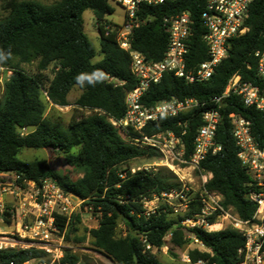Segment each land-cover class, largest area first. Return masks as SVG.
Here are the masks:
<instances>
[{
    "label": "trees",
    "instance_id": "16d2710c",
    "mask_svg": "<svg viewBox=\"0 0 264 264\" xmlns=\"http://www.w3.org/2000/svg\"><path fill=\"white\" fill-rule=\"evenodd\" d=\"M206 1L175 0L158 6H142L138 16L144 22L130 36L131 49L148 61H161L169 42L164 20L186 12L193 21L194 30L189 67L205 61L207 49L202 40L201 14ZM3 9L7 15L0 19V51L10 52L11 56L0 63V68L11 73L4 81L0 101V172H12L38 184L53 178L64 192L85 200V204L100 216L97 228L89 231L92 245L113 264H163L156 256L144 252L140 238L143 236L150 244L161 247L168 233L172 234L169 252L179 260L189 232L212 252H190L193 261L205 259L211 264H237V252L244 244L240 233L231 229L208 233L188 230L180 224L181 220L199 212L200 203L194 202L179 220L171 218L173 210L166 205H160L155 214H144L143 199L179 190L181 183L165 168L132 173L131 167L126 166L130 161H156L160 157L152 149L126 141L108 120L109 117L114 120L124 117L126 94L137 86L130 69V54L120 48L116 28L108 33L105 30L107 25L118 26L106 20L107 15L114 12L110 0H59L51 5L34 0H7ZM87 9L93 11L100 32L101 59L98 61H94L97 50L83 30L82 14ZM246 24L249 31L230 41L227 57L210 80L188 83L166 74L161 82L148 89L142 103L151 106L172 98L198 102L199 106L191 112L151 123L144 130L146 135L172 131L178 136L185 131L182 141L186 158L193 152L202 115L220 110L222 117L216 142L221 150L209 154L201 164L204 172L212 174L206 189L221 194L226 208H234L242 219L249 220L256 206L247 198L250 177L238 157L229 114L236 113L250 121L256 143L263 146L264 113L246 108L235 95L219 104L214 101L222 96L234 74H240L243 81L264 89V79L257 74L254 56L257 50H264V0L252 3ZM34 62L37 64L33 73L21 67ZM50 68L52 77L46 74ZM97 70L104 72L107 79L95 86L77 83V75ZM74 88L80 90L74 105L97 112L88 116L76 115L67 127L48 119L43 95L51 104L67 107L71 105L68 98ZM24 148L59 154L65 161L64 171L52 169L46 160H19L18 155ZM74 174L78 177L74 178ZM80 223V213L73 215L67 227L63 220L58 223L61 232L66 228L67 243L85 241V237L71 239ZM120 224L126 231L124 237H117ZM175 250H179L178 253H174ZM43 256L35 250L3 251L0 252V264ZM79 262L77 254L65 250L62 264Z\"/></svg>",
    "mask_w": 264,
    "mask_h": 264
},
{
    "label": "built area",
    "instance_id": "2783aa9c",
    "mask_svg": "<svg viewBox=\"0 0 264 264\" xmlns=\"http://www.w3.org/2000/svg\"><path fill=\"white\" fill-rule=\"evenodd\" d=\"M171 1L175 0H110L125 10V20L116 27L105 26V30L108 33L116 28L120 48L130 54V69L137 80V86L126 94L124 117L121 120L109 117L108 120L126 141L154 150L160 157L159 165L168 168L181 183L179 190L143 199L141 204L146 216L155 214L160 205H166L177 213L179 209H190L194 202H198L199 212L181 220L183 227L208 233L225 229L236 231L244 239L243 246L237 252V264H264V145L256 143L251 122L236 113L229 114L232 136L239 149L238 157L250 177L247 198L256 206L252 218L244 220L234 208L224 206L221 194L206 189L212 174L201 168L209 154L214 155L221 150L216 142V132L222 117L220 110L207 111L202 115L193 152L186 158L182 141L185 131L178 136L172 131L146 135L144 130L151 123L191 112L199 106L198 102L172 98L151 106L142 103V97L148 89L161 82L166 74H172L188 83L210 80L227 57L230 41L249 31L246 21L255 0L206 1L201 23L207 59L192 68L188 61L194 30L193 21L186 12L164 20L169 42L161 61H148L130 46L132 32L144 22L138 16L142 6H158ZM254 56L257 59V74L264 79V50H257ZM2 69L0 83L11 73ZM4 71L9 72L5 79L2 77ZM109 80L114 81L112 78ZM230 95L237 96L246 108L264 113V89L243 81L240 74H234L229 79L222 96L214 101L219 104ZM143 170L147 169L131 168L132 173ZM193 174L199 176L200 185L197 190L188 185L193 182ZM84 211L94 213L92 207L85 204V200L64 192L53 178H46L38 184L12 172H0V252L35 250L44 254L43 257L9 264H62L66 228L61 232L58 223L63 220L67 227L75 213L81 214ZM171 237L172 234L168 233L161 247L150 244L143 236L140 241L144 252L155 256L159 252L167 254ZM185 239L186 251L181 253L180 264H211L205 259L192 260L190 252L193 251L212 254L193 232H189Z\"/></svg>",
    "mask_w": 264,
    "mask_h": 264
},
{
    "label": "rangeland",
    "instance_id": "374dc122",
    "mask_svg": "<svg viewBox=\"0 0 264 264\" xmlns=\"http://www.w3.org/2000/svg\"><path fill=\"white\" fill-rule=\"evenodd\" d=\"M7 0H0V19L5 17L7 13L3 9V5ZM41 2L46 5H51L59 0H34ZM111 6L114 10L112 14L107 15L106 20L108 22H111L116 25H121L125 20V10L117 3L111 2ZM83 19V30L84 33L88 36L92 44L97 50V55L94 61H98L101 59L100 54V44H99V38H100V32L97 26V20L92 10L87 9L82 14ZM36 62L31 64H23L21 67L28 73L35 72L36 69ZM46 74L49 77H52L51 68L46 72ZM9 75L8 71H4L2 73V77L7 78ZM4 93V81L0 83V101L3 98ZM80 94V90L77 88H74L72 92L69 95V101L71 103L70 106L67 107H59L51 104L45 95H43V101L46 106L45 109V115L48 119L51 121L58 123L64 127L69 126L72 119L76 115H91L92 112H89L87 110H83L80 108H77L74 103L76 99L78 98ZM94 113V112H93ZM18 159L23 162H31L34 160H46L49 163V166L58 171L63 172L65 169V161L62 156L59 154L52 155L47 150L42 149H30V148H24L21 153L18 155ZM159 159L156 161L148 160V159H139V160H133L130 161L126 166L128 165L131 168H138L143 167V169H147L148 171H157V168H165L169 170L166 167L159 165ZM170 171V170H169ZM182 175V173H180ZM74 178H77L78 175H73ZM199 176L198 174H193V182L189 183L188 185L192 188L197 190L199 183ZM189 211V209H179L177 213L173 212V215H171L172 219L179 220L180 218L184 217L186 213ZM100 216L95 213H90L84 211L81 213V223L78 226V231L75 234L71 235V239L85 237V241L79 244H75L73 241L67 243L64 240V251L71 250L73 253L77 254L80 257L79 264H113L112 261L104 256L103 254L97 252L95 248L92 245V238L89 234V231L92 229L97 228L99 224ZM6 229L4 228L3 231ZM126 235L125 228L122 224H120L117 228V237H124ZM179 250H175L174 253H178ZM186 251V247L181 250V252ZM157 259L163 263V264H180L179 260L169 251L167 254L163 252H159L155 255Z\"/></svg>",
    "mask_w": 264,
    "mask_h": 264
},
{
    "label": "clouds",
    "instance_id": "9594fccd",
    "mask_svg": "<svg viewBox=\"0 0 264 264\" xmlns=\"http://www.w3.org/2000/svg\"><path fill=\"white\" fill-rule=\"evenodd\" d=\"M10 56H11L10 52L5 54L3 51H0V63L5 62ZM2 70L3 69L0 68V71H2ZM105 79H107L106 74L102 71H99V70H97L91 74L81 73V74L77 75V77H76L77 83L80 86H83L85 84V82H87L89 85L95 86L97 83L103 82Z\"/></svg>",
    "mask_w": 264,
    "mask_h": 264
},
{
    "label": "water",
    "instance_id": "95a60500",
    "mask_svg": "<svg viewBox=\"0 0 264 264\" xmlns=\"http://www.w3.org/2000/svg\"><path fill=\"white\" fill-rule=\"evenodd\" d=\"M135 260H136V257H135Z\"/></svg>",
    "mask_w": 264,
    "mask_h": 264
}]
</instances>
